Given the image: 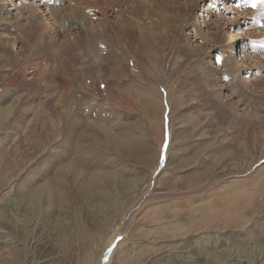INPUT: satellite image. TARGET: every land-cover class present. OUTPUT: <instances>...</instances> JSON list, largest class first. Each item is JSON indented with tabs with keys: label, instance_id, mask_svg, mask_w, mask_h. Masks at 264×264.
Wrapping results in <instances>:
<instances>
[{
	"label": "rangeland",
	"instance_id": "rangeland-1",
	"mask_svg": "<svg viewBox=\"0 0 264 264\" xmlns=\"http://www.w3.org/2000/svg\"><path fill=\"white\" fill-rule=\"evenodd\" d=\"M33 1L0 0V264H264V3Z\"/></svg>",
	"mask_w": 264,
	"mask_h": 264
},
{
	"label": "bare ground",
	"instance_id": "bare-ground-1",
	"mask_svg": "<svg viewBox=\"0 0 264 264\" xmlns=\"http://www.w3.org/2000/svg\"><path fill=\"white\" fill-rule=\"evenodd\" d=\"M47 1L48 0H43V4L42 5H38V7H41V6H45V4H47ZM35 3V1H33L32 2V0H30V5H33ZM47 7H49V6H46V9H47ZM206 13H207V11H205ZM205 21H206V17H204V18H200L199 19V21H198V23H200V24H204L205 23ZM237 40L235 39V38H233L232 40H230V42L229 43H234V42H236ZM239 49H241V50H239V52H237V50H236V54L238 53V54H242V53H245V50L244 49H242V48H239ZM2 113V112H1ZM107 179V178H106ZM137 185V184H136ZM59 197L60 196H58V194L55 196L52 192H50L49 193V196H48V200H49V202H51V203H56V204H59L61 201H60V199H59ZM61 205V204H60ZM33 210H34V205H29L28 206V208H25V211H26V213H32L33 212ZM12 221V220H11ZM14 222V221H13ZM35 240V239H34ZM4 241V240H3ZM4 242H6V241H4ZM3 242V243H4ZM14 242V241H13ZM7 243V242H6ZM32 244H34V243H32ZM37 244V243H36ZM3 246H7L6 244L5 245H3ZM11 246V245H10ZM13 248H12V251H13V253L14 252H17V254H15L14 253V255L16 256V257H18V258H20V260H21V258L22 257H20L22 254H20V253H18V250H16L15 248H14V246H12ZM40 249V248H39ZM37 250V249H36ZM181 250V249H180ZM36 255V254H35ZM42 255V254H41ZM14 256V257H15ZM25 256V255H24ZM27 256V255H26ZM42 258V257H41ZM39 260V259H38ZM219 260V259H218ZM220 261V260H219ZM22 262H24V261H22ZM25 262H26V259H25ZM35 262H33L32 264H34ZM20 264H22V263H20ZM23 264H25V263H23ZM28 264H31V262H29ZM177 264V263H176Z\"/></svg>",
	"mask_w": 264,
	"mask_h": 264
},
{
	"label": "snow or ice",
	"instance_id": "snow-or-ice-1",
	"mask_svg": "<svg viewBox=\"0 0 264 264\" xmlns=\"http://www.w3.org/2000/svg\"><path fill=\"white\" fill-rule=\"evenodd\" d=\"M264 3V0H252V3H251V6L252 7H256L257 3ZM262 27H264V25H262ZM218 64L219 63H222V58H217V61H216ZM225 79H227V76L224 77Z\"/></svg>",
	"mask_w": 264,
	"mask_h": 264
}]
</instances>
